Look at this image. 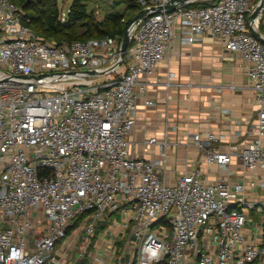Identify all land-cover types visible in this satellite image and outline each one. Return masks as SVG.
Returning a JSON list of instances; mask_svg holds the SVG:
<instances>
[{
    "label": "built area",
    "instance_id": "built-area-1",
    "mask_svg": "<svg viewBox=\"0 0 264 264\" xmlns=\"http://www.w3.org/2000/svg\"><path fill=\"white\" fill-rule=\"evenodd\" d=\"M135 1L146 15L119 64L118 37L45 41L0 0V264H56L68 228L83 225L87 244L116 212L135 248L129 264H264V200L247 199L244 184H205L198 170L167 185L163 162L131 158L126 142L145 93L140 76L167 57L175 33L188 45L210 36L245 63L256 138L238 154L214 149L210 133L193 145L208 165L224 169L238 156L245 171L264 173V44L247 21L260 0H197L172 12L174 0ZM260 23L264 7L252 28Z\"/></svg>",
    "mask_w": 264,
    "mask_h": 264
},
{
    "label": "crops",
    "instance_id": "crops-1",
    "mask_svg": "<svg viewBox=\"0 0 264 264\" xmlns=\"http://www.w3.org/2000/svg\"><path fill=\"white\" fill-rule=\"evenodd\" d=\"M139 83L145 93L137 99L135 125L126 137L131 158L161 160L159 172L170 186L198 170L205 184H244L247 199L264 200L262 171H245L238 156L224 169L208 165L205 152L193 145V136L207 133L216 137L212 147L221 152L235 149L238 154L254 142L257 107L239 55L225 52L210 36L188 45L175 33L167 57ZM151 139L156 143L147 144ZM113 216L121 217L119 212L110 215L111 223L99 224L87 244L83 225L73 230L57 245L56 264H129L135 249L127 246L121 221L114 223Z\"/></svg>",
    "mask_w": 264,
    "mask_h": 264
},
{
    "label": "trees",
    "instance_id": "trees-1",
    "mask_svg": "<svg viewBox=\"0 0 264 264\" xmlns=\"http://www.w3.org/2000/svg\"><path fill=\"white\" fill-rule=\"evenodd\" d=\"M20 7L30 20V29L34 35L42 40L51 41L56 44L70 45L74 42H86L89 40H102L107 37L122 38L127 25L132 18L140 12V7L135 0H130L125 8L128 14L113 13L108 15L110 25L104 29L103 25L94 21L89 22L85 11L86 0H74L70 5L66 20H59V13L54 0H38V8L31 7L32 0H10ZM128 1V0H127ZM119 4V2H116ZM203 4L195 3L189 7H199ZM86 21L88 23L86 24ZM79 30V32H77ZM258 31L264 34V25L260 23ZM77 224V223H76ZM77 226L74 225L66 231L68 236Z\"/></svg>",
    "mask_w": 264,
    "mask_h": 264
},
{
    "label": "rangeland",
    "instance_id": "rangeland-1",
    "mask_svg": "<svg viewBox=\"0 0 264 264\" xmlns=\"http://www.w3.org/2000/svg\"><path fill=\"white\" fill-rule=\"evenodd\" d=\"M56 3V7L59 13V20L64 22L66 20L68 10L70 5L74 0H54ZM31 7L38 8V0H32ZM119 2V4H116ZM130 0H86L83 4L85 6V11L88 16L89 22H96L103 25L104 29L110 25V21L108 20V15L113 13H118L121 15H125V20L128 14L125 12L126 6L129 4ZM86 21V24L88 23ZM79 32V30L77 31ZM112 221H121L117 216L112 217ZM135 249V248H134ZM132 251V250H131ZM135 251H133L134 253ZM132 254V252H130Z\"/></svg>",
    "mask_w": 264,
    "mask_h": 264
},
{
    "label": "water",
    "instance_id": "water-1",
    "mask_svg": "<svg viewBox=\"0 0 264 264\" xmlns=\"http://www.w3.org/2000/svg\"><path fill=\"white\" fill-rule=\"evenodd\" d=\"M193 1H197V0H174L168 6H166V8L168 9V11L172 12L177 7L185 6ZM263 7H264V0H260V2L255 7L252 14L248 17V20H247L248 23L250 24L249 30H250L251 35L253 36V38L261 42L262 44H264V38L259 34L258 31L252 28V25H253L254 20L258 17ZM145 15H146V11L141 10L132 18V20L127 25V28L121 38L120 52H119V58H120L119 64L123 62L125 53H126V50L129 44V30L135 27L144 18Z\"/></svg>",
    "mask_w": 264,
    "mask_h": 264
}]
</instances>
